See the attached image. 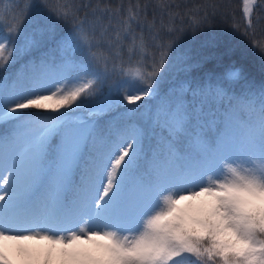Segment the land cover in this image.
<instances>
[{
	"label": "snow or ice",
	"instance_id": "1",
	"mask_svg": "<svg viewBox=\"0 0 264 264\" xmlns=\"http://www.w3.org/2000/svg\"><path fill=\"white\" fill-rule=\"evenodd\" d=\"M254 3L244 0L246 18ZM149 7L150 27L157 12L179 15L166 0L123 14L100 0H30L4 25L21 54L54 47L0 80V264H264V88L161 94L174 41L152 35L149 70L148 40L135 33ZM60 21L73 30L60 34ZM105 39L113 56L99 51ZM14 52L0 37V66ZM112 76L122 77L117 91L90 104ZM145 98L153 103L140 112ZM122 106L125 123L101 131L100 118Z\"/></svg>",
	"mask_w": 264,
	"mask_h": 264
},
{
	"label": "trees",
	"instance_id": "2",
	"mask_svg": "<svg viewBox=\"0 0 264 264\" xmlns=\"http://www.w3.org/2000/svg\"><path fill=\"white\" fill-rule=\"evenodd\" d=\"M47 2L49 5H55L57 0H47ZM73 2L77 5H95L97 0H73ZM100 2L110 5L113 9L121 6L123 14V10L129 4L135 5L137 0H100ZM166 2L172 11L178 12L179 15L170 20L165 13L161 19L157 12L155 24L150 27L153 23V7H149L146 21L142 25L135 26L136 35L143 34L149 43L148 52L145 53V63L149 70L152 63V56L149 53L155 52L157 56L159 55L152 44V35H158L157 42L174 41L173 47L168 50L166 66L161 70L159 77L161 94H166L171 88L181 85L189 89L187 93L189 99L191 89L214 87L217 84H222L230 93L237 95L247 91L258 93L264 88V0H255L249 20L244 16L243 0H166ZM29 3L30 0H0V21H3L0 23V37L8 36L17 48L12 59L0 66V80L8 77L9 83L16 78L22 66L30 59L38 60L42 52L54 47V42L48 41L41 49L34 50L30 55L19 53L20 41L17 40L16 34H10L4 25L14 15L20 17L25 14L24 10ZM139 3L154 5L156 0H139ZM86 11L91 19V8H81L78 16L83 18ZM27 15L31 21L35 17V9ZM194 20L198 22L193 23ZM169 28L172 31H169ZM57 30L60 34L71 32L73 23L60 21ZM130 44L131 38L128 37L121 47L120 55L126 63L129 61ZM99 51L106 56L114 55V49L108 46L106 39L100 42ZM138 59L139 55L134 52L131 55L133 66ZM24 71L27 73L30 69L24 68ZM236 71L239 72V76L230 79L229 73ZM121 79L122 77L119 76L110 77L102 92L89 103L94 106L95 101L99 100L110 86L114 92L117 91ZM120 91L122 92V89ZM138 103L142 105L140 112H143L145 110L143 105L153 102L145 98ZM79 112L86 115L85 109H80ZM134 119L139 120V112ZM125 120L122 106L100 118V129L106 130L109 122L117 127L122 126Z\"/></svg>",
	"mask_w": 264,
	"mask_h": 264
},
{
	"label": "rangeland",
	"instance_id": "3",
	"mask_svg": "<svg viewBox=\"0 0 264 264\" xmlns=\"http://www.w3.org/2000/svg\"><path fill=\"white\" fill-rule=\"evenodd\" d=\"M253 5H254V4H253ZM253 5H251V9H252ZM243 8H244V0H243ZM250 15H251V13H250ZM249 18H250V16L247 17L246 19L249 20Z\"/></svg>",
	"mask_w": 264,
	"mask_h": 264
}]
</instances>
